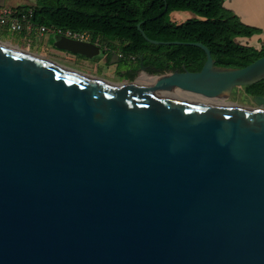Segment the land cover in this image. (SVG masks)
<instances>
[{
    "label": "water",
    "instance_id": "95a60500",
    "mask_svg": "<svg viewBox=\"0 0 264 264\" xmlns=\"http://www.w3.org/2000/svg\"><path fill=\"white\" fill-rule=\"evenodd\" d=\"M138 28L206 61L110 83L0 42V264H264V112L161 95L225 99L264 56L221 67Z\"/></svg>",
    "mask_w": 264,
    "mask_h": 264
},
{
    "label": "trees",
    "instance_id": "16d2710c",
    "mask_svg": "<svg viewBox=\"0 0 264 264\" xmlns=\"http://www.w3.org/2000/svg\"><path fill=\"white\" fill-rule=\"evenodd\" d=\"M17 8H31L32 20L39 25L87 31L94 39L118 40L125 55L138 59L143 55L151 72L198 71L206 61V52L196 45L151 43L138 25L152 39L204 43L215 65L221 67H244L264 56V49L236 41L260 30L245 24L224 6V0H36L34 5ZM184 10L196 16L179 24L169 20L171 12ZM244 88L248 94L264 95V79Z\"/></svg>",
    "mask_w": 264,
    "mask_h": 264
},
{
    "label": "flooded vegetation",
    "instance_id": "af4514ba",
    "mask_svg": "<svg viewBox=\"0 0 264 264\" xmlns=\"http://www.w3.org/2000/svg\"><path fill=\"white\" fill-rule=\"evenodd\" d=\"M116 41L118 40H105L101 37L98 41H90L96 43V45L100 47V53L98 55H101L102 61L105 65V67H102L101 70L99 69L100 67L98 66L99 63L97 61L92 64V60L95 59L98 55L94 57H87L85 55L59 49L53 45L51 46V49L53 50L52 54H64L67 58L64 61L68 60L69 58L73 59L69 61L71 64L65 63L61 60L48 58L43 55L42 56L44 57V59L51 61V63H54L55 65L67 69L75 74L82 76H91L110 83L135 79L143 71L141 67L142 64L145 67V72L149 75H160L168 72H162L159 69L157 70V72H151L149 64H144V58L141 60V57H143V55H140L139 59L136 56L125 55L120 49L121 42L119 41L120 44H117ZM113 65V73H104L105 70L109 69ZM245 94L248 101L246 107L264 112V105L256 104L253 99L254 95L248 94L246 92Z\"/></svg>",
    "mask_w": 264,
    "mask_h": 264
},
{
    "label": "crops",
    "instance_id": "0c3cea01",
    "mask_svg": "<svg viewBox=\"0 0 264 264\" xmlns=\"http://www.w3.org/2000/svg\"><path fill=\"white\" fill-rule=\"evenodd\" d=\"M5 3L7 0H0ZM224 6L234 13L247 25L258 28L260 31L250 37H237L239 43L254 46L257 49H264V0H224ZM2 7V6H0ZM13 6L10 8H16ZM190 18L196 14L189 10H184ZM34 33L13 32L0 29V42L10 44L16 48H22L31 52L40 53L44 50L42 43L33 40ZM4 37V38H2ZM43 40V36H39Z\"/></svg>",
    "mask_w": 264,
    "mask_h": 264
},
{
    "label": "built area",
    "instance_id": "2783aa9c",
    "mask_svg": "<svg viewBox=\"0 0 264 264\" xmlns=\"http://www.w3.org/2000/svg\"><path fill=\"white\" fill-rule=\"evenodd\" d=\"M33 10L19 9L10 7H0V29H6L13 32L38 33L39 36L45 33L52 34L57 38L66 36L82 41H98L99 37L93 38L90 32H77L60 27L39 25L32 20Z\"/></svg>",
    "mask_w": 264,
    "mask_h": 264
},
{
    "label": "rangeland",
    "instance_id": "374dc122",
    "mask_svg": "<svg viewBox=\"0 0 264 264\" xmlns=\"http://www.w3.org/2000/svg\"><path fill=\"white\" fill-rule=\"evenodd\" d=\"M35 2H36V0H7L6 6L7 7H13V6L34 5ZM168 18H169V20L179 24V23L185 22L190 17L188 15H186L184 11H173L169 14ZM2 38H4V37H2ZM32 38L34 41H36V42L40 41V43H42L44 50H42V52H40L41 55L48 57V58L55 59V60H61L65 63H70L69 61L73 60V59L69 58L68 60L64 61L65 59H67L64 54H60V53L52 54L53 50L51 49V46L54 45V41L57 39L56 36L49 34V33H45L43 40H41L38 33H34ZM116 43L120 44L119 41H116ZM96 61L99 63L98 66L100 67L99 68L100 70L102 69V67H105V65L102 61L101 55L96 56V58L92 60V64H94ZM113 69H114V65L112 67H110L109 69L105 70L104 73H107V74L113 73ZM219 99H221V98H219ZM223 100L231 102L232 104H234L238 107H246L248 101L246 98L244 86L235 87L232 90L230 96L223 99Z\"/></svg>",
    "mask_w": 264,
    "mask_h": 264
},
{
    "label": "bare ground",
    "instance_id": "6f19581e",
    "mask_svg": "<svg viewBox=\"0 0 264 264\" xmlns=\"http://www.w3.org/2000/svg\"><path fill=\"white\" fill-rule=\"evenodd\" d=\"M161 95L164 97L175 99V100H182V101H187V102L197 103V104H204V105L232 104L231 102L225 101L223 99H207L199 95L188 93V92H182L180 90H174L171 92L161 93Z\"/></svg>",
    "mask_w": 264,
    "mask_h": 264
}]
</instances>
